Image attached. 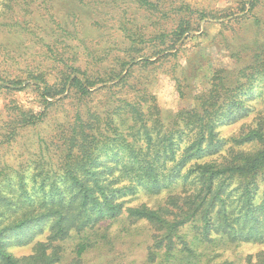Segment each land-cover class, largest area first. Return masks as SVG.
I'll return each mask as SVG.
<instances>
[{"label":"trees","instance_id":"1","mask_svg":"<svg viewBox=\"0 0 264 264\" xmlns=\"http://www.w3.org/2000/svg\"><path fill=\"white\" fill-rule=\"evenodd\" d=\"M137 1L148 11L157 5ZM254 9L219 12L234 15L233 23L251 18L259 33L264 21ZM173 25L147 36L139 26L126 29L129 59L117 56L111 68H81L51 49L53 62L61 63L55 81L43 70L29 72L42 108L15 106L3 142L41 124L52 98L67 92L77 105L56 135L38 136L33 159L0 164V264H80L85 254L109 250L115 237L140 233L138 226L148 230L140 264H264V36L248 42V57L231 50L235 65L214 67L192 105L164 119L132 66L175 57L186 33L198 29L190 16ZM133 51L142 53L138 61ZM183 76L175 77L180 97L189 86ZM17 77L1 79V87L20 88L26 82ZM101 91L104 101L92 102ZM245 118L232 135L219 137L220 125ZM142 194L146 199L133 203ZM45 230L30 254L8 251L7 238L26 244ZM244 243L263 247L234 251Z\"/></svg>","mask_w":264,"mask_h":264},{"label":"rangeland","instance_id":"2","mask_svg":"<svg viewBox=\"0 0 264 264\" xmlns=\"http://www.w3.org/2000/svg\"><path fill=\"white\" fill-rule=\"evenodd\" d=\"M152 1L157 5L148 11L137 0H0V83L1 79L10 80L15 76L26 82L15 89H4L0 85V164L7 162L16 165L33 159L38 151V136L49 138L56 135L75 112V98L64 92L50 99L52 104L48 106L41 124L18 129L13 141L3 142L9 124L15 118V106L34 111L42 108L35 88L30 85L29 72L43 70L48 73L50 83L55 81L56 68H60L61 63L53 62L51 49L56 57L68 63L88 70H104V67L111 68L116 64L114 59L117 56L129 59V55L123 51L128 44L126 29L129 33L130 29L139 26L146 36L156 35L162 30H172L173 23L180 16H190L198 29L186 33L175 57L149 65L132 66L136 79L140 77L139 82L146 81L150 85L162 116L169 119L178 109L192 105L193 94L208 86L214 67H233L235 58L230 56L231 53L240 50L242 56L248 57L252 47L247 45L248 42L254 37L264 36V30L257 33L251 18H242L239 23H233L234 15L219 12L229 8L230 12L239 13L242 7L253 6L264 21V0ZM201 14L206 17L201 19ZM220 31L224 35L219 34ZM158 36L153 39L154 43H159ZM165 38H170V34H166ZM178 46L179 43L175 48ZM140 54L131 52V56L137 58L135 61H138ZM156 58L150 57V60ZM180 71H183L184 83L189 85L184 97L179 96L176 88L175 77H179ZM104 99L103 91L92 96L94 103ZM244 120L246 118L220 125L217 128L219 137L232 135ZM50 154L53 156V150ZM145 199L142 194L133 203ZM116 224L110 226L111 231ZM138 227L140 233L115 237L109 250L93 256L91 253L85 254L80 264H117L127 260L140 264L148 243V230ZM47 234L45 230L26 244H17L7 238V249L15 256L30 254L34 243L45 240ZM262 247L244 243L234 251L240 254L255 253Z\"/></svg>","mask_w":264,"mask_h":264}]
</instances>
